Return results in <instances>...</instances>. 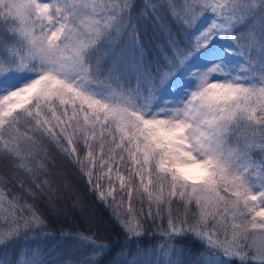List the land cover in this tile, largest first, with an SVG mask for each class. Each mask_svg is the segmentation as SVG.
<instances>
[{
    "label": "snow or ice",
    "instance_id": "1",
    "mask_svg": "<svg viewBox=\"0 0 264 264\" xmlns=\"http://www.w3.org/2000/svg\"><path fill=\"white\" fill-rule=\"evenodd\" d=\"M46 146L120 223L109 264H264V181L246 175L264 173L251 157L264 153V0H0V159L25 174L18 189L0 178V248L51 235L35 207L56 191ZM138 215L160 222L154 246L138 243ZM53 238L0 264H102L112 250L94 232ZM66 239L78 255L61 260Z\"/></svg>",
    "mask_w": 264,
    "mask_h": 264
},
{
    "label": "trees",
    "instance_id": "2",
    "mask_svg": "<svg viewBox=\"0 0 264 264\" xmlns=\"http://www.w3.org/2000/svg\"><path fill=\"white\" fill-rule=\"evenodd\" d=\"M139 2L140 0H137V3ZM139 31L148 48L159 46L163 40L162 35L151 20L141 24ZM46 151L47 155L43 156L42 154L40 157L44 159L47 166L45 179L51 182V188L56 191L53 193L51 204L47 195L35 201V207L39 213L48 220L51 233L48 239H42L43 249L51 252L57 244V239L53 237H59L61 231H68L73 234L77 231L94 232L111 245V252L102 258V264H107L125 243V236L120 224L113 217L110 208L91 192L79 167L72 160L66 158L63 152L53 146H46ZM251 156L259 163L264 162V153L259 148H254L251 151ZM36 162V159H32V166H35ZM0 178H5L10 188L18 189L19 182L25 179V174L23 169L14 171V165L11 161L0 159ZM25 198L31 202L30 197ZM77 201L79 202L77 203ZM148 222L149 231H146L138 241L145 246L160 240L158 235H149L154 223L160 222L153 220ZM166 225L167 220L165 218L162 226L166 227ZM178 244L190 246L194 253L200 249V245L188 238L178 241ZM72 246L71 240L66 239L56 249L59 259L63 260L67 256H73ZM131 247H135V243ZM17 256V252H11L8 262H13ZM184 259H188V257L185 256ZM52 264H56V260H53Z\"/></svg>",
    "mask_w": 264,
    "mask_h": 264
},
{
    "label": "rangeland",
    "instance_id": "3",
    "mask_svg": "<svg viewBox=\"0 0 264 264\" xmlns=\"http://www.w3.org/2000/svg\"><path fill=\"white\" fill-rule=\"evenodd\" d=\"M252 159L256 161L257 163H259L258 160H256L255 158L252 157ZM246 175L249 181L256 186H258L262 181H264V173H261L260 170L256 167L250 168ZM117 185H118V182H117ZM125 200L127 201V197H125ZM132 203L137 213H139L141 210L144 213L148 212L147 202H145L143 209H141L140 204L137 202L135 194L133 196ZM111 213H112V210H111ZM137 218L142 220L144 228L146 229V231H149V228H147V226L149 224L148 221H150V219H148L146 216L141 217L139 215L137 216ZM6 229H7V224L5 223V210L3 208H0V232L5 231ZM37 235H40V234L37 233ZM41 241L42 239H37V240L28 239L27 244H25L23 241H17L16 243L9 245L7 249L0 248V257H3L6 261H8V259L10 258L11 252L15 251L17 252L18 256H20L21 258L29 260L31 259V251L33 249H35L37 246L43 249L44 245L41 244ZM155 244L156 243L148 244L147 246H154ZM132 249L134 251L135 247H132ZM71 251L73 252V257L75 258L78 255V253L75 251L74 245L71 247ZM25 253H29V255L26 256ZM107 264H109V262ZM138 264H143V260L138 259Z\"/></svg>",
    "mask_w": 264,
    "mask_h": 264
}]
</instances>
